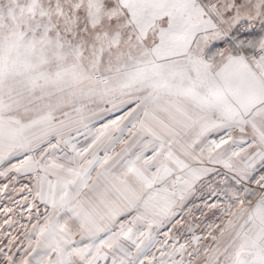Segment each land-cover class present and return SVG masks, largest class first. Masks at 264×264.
<instances>
[{
    "label": "snow or ice",
    "instance_id": "snow-or-ice-1",
    "mask_svg": "<svg viewBox=\"0 0 264 264\" xmlns=\"http://www.w3.org/2000/svg\"><path fill=\"white\" fill-rule=\"evenodd\" d=\"M0 264H264V0H0Z\"/></svg>",
    "mask_w": 264,
    "mask_h": 264
}]
</instances>
